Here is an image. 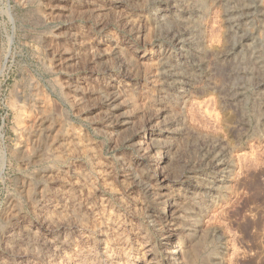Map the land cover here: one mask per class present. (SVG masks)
I'll return each mask as SVG.
<instances>
[{
  "label": "rangeland",
  "instance_id": "1",
  "mask_svg": "<svg viewBox=\"0 0 264 264\" xmlns=\"http://www.w3.org/2000/svg\"><path fill=\"white\" fill-rule=\"evenodd\" d=\"M135 2L0 0V264H170L137 163L160 121L175 264H264V0Z\"/></svg>",
  "mask_w": 264,
  "mask_h": 264
},
{
  "label": "bare ground",
  "instance_id": "2",
  "mask_svg": "<svg viewBox=\"0 0 264 264\" xmlns=\"http://www.w3.org/2000/svg\"><path fill=\"white\" fill-rule=\"evenodd\" d=\"M134 2H135V0H134ZM136 4L137 3L135 2V5ZM118 6H119V4L117 2H114L113 3V7H118ZM95 7H93V8H95ZM114 10H113V12H114ZM107 11H108V9H107ZM137 12H138V10H137ZM141 35H143V33ZM137 36H138V34H137ZM136 38H138V37H136ZM127 46L128 45L124 41H119V42L117 41L116 43H114L113 48H114V51L116 53H122V51L125 50V48L127 50ZM130 47H132V46H130ZM134 49H135V47H134ZM145 56H146V53H141V55L138 57V59L139 60H141V58L144 59ZM136 61H137V59H136ZM141 61H143V60H141ZM112 98H114V97L112 96ZM162 103L165 104V102H162ZM162 106L159 109L161 111H164V109H163ZM164 107H165V105H164ZM38 118L39 119L36 120L37 123L34 124L36 130L32 131L33 134L35 136H37V137L39 136V133L42 131V123H43V122L40 121L42 118H40V117H38ZM169 120H170V118H169ZM160 124H161V121H160ZM160 124H157V125H154V126L152 125V127H150V129H148V130H144L143 129L142 132H141V134L138 137L139 138L138 145H141L142 146L143 144H147V142L149 141L148 144L151 146V149H153L154 151L156 149V151H158V153L160 155L159 156L153 155V150H149V151H145V152L142 151L143 153H139L138 152L139 154L137 153L138 154V157H137V160L138 161H137V163L138 162L143 163L146 166V168L149 169L148 171H152L153 176L156 178V181H157V186L156 187H157V189H156L155 192L153 191V192H150L149 193L150 200H151L149 202H151L152 205H154L156 207L157 206H160V207H158L156 209V211L154 213H152L150 215V218L152 219V221H154L153 232H154L155 238L158 239L159 241H161V243L159 245H162L163 244L165 246H169V245H171V242L174 243V246L171 249H169V250L166 251L165 258H163V259L166 260V262L167 261L170 262V264H175L174 260L177 257L179 258V255H181L180 253L182 251H184L186 249V247H187V244H189L188 243V240H187V238L185 236V234H183L180 231L181 229H180V226L178 224V218H179V212H180L179 211V209H180L179 207L181 206L180 204H182L181 203L182 201L180 200V196L181 195L179 194V192L175 191V189H174V180H171L166 175L159 173L158 172V166H159V163L160 164L161 163H164L165 164V159H168L167 158V156H168L167 154L169 153V150L171 149V147L173 145L175 146V144H177L178 137L175 136V134H176L175 133L176 132L175 129H171L169 127L168 128H165L164 126H162ZM165 129L170 130V131L166 132L168 135H165L161 139L156 140L157 137H159V136L162 135V133H163V131H165ZM179 140H180V138H179ZM49 143L53 146V144L56 143V139L54 137H52L51 138V141ZM177 145L179 146V144H177ZM176 146H175V148H176ZM179 148H180V146H179ZM53 154H54V156L57 155L56 152H53ZM55 158L58 159V155H57V157L55 156ZM154 236H152V237H154Z\"/></svg>",
  "mask_w": 264,
  "mask_h": 264
}]
</instances>
